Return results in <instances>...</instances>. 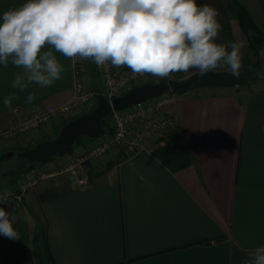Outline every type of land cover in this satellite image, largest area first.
Wrapping results in <instances>:
<instances>
[{
  "label": "crops",
  "instance_id": "crops-1",
  "mask_svg": "<svg viewBox=\"0 0 264 264\" xmlns=\"http://www.w3.org/2000/svg\"><path fill=\"white\" fill-rule=\"evenodd\" d=\"M26 2L0 0V23L4 12ZM240 2L264 31V0ZM197 4L218 9V37L239 32L225 0ZM54 55L65 68L62 79L25 92L12 88L22 70L0 65V130L31 107L70 98L72 58ZM91 61L80 58L81 78L86 89L98 91ZM30 91L36 92L32 103L26 101ZM10 93L16 98L7 109L3 100ZM165 108L174 125L136 153L110 151L82 185L62 172L30 189L14 225L20 239L0 235V264H241L264 246V81L178 92ZM62 121L29 130L0 152L33 144ZM68 152L31 168L61 167Z\"/></svg>",
  "mask_w": 264,
  "mask_h": 264
},
{
  "label": "clouds",
  "instance_id": "clouds-1",
  "mask_svg": "<svg viewBox=\"0 0 264 264\" xmlns=\"http://www.w3.org/2000/svg\"><path fill=\"white\" fill-rule=\"evenodd\" d=\"M218 16V9L198 6L197 0H27L3 13L0 65L11 63L22 70L12 81L20 92L62 79L65 68L54 51L160 79L190 69L204 75L225 66L238 77L241 45L216 42L222 30ZM15 98L6 95L4 107L12 109ZM35 99L36 92H28L26 101ZM16 221L14 211L0 207V235L19 240ZM241 264H264V246Z\"/></svg>",
  "mask_w": 264,
  "mask_h": 264
},
{
  "label": "built area",
  "instance_id": "built-area-1",
  "mask_svg": "<svg viewBox=\"0 0 264 264\" xmlns=\"http://www.w3.org/2000/svg\"><path fill=\"white\" fill-rule=\"evenodd\" d=\"M72 62L74 84L70 98L61 104L29 108L18 121L0 130V146L53 119L66 120L69 113L71 117L76 112L79 115L81 112L89 111L95 105L97 93H102L111 100L138 85L143 78L150 76L149 74L134 75L127 67L117 68L110 63L99 67L96 65L100 82V89L96 91L84 87L80 57L72 58ZM171 100L172 97H167L166 93H163L128 108L112 110L105 119V124L109 119L110 124L107 125L109 128L104 127V124L97 138L82 139V148L80 147L79 153L71 162H65L61 167L31 168L26 172L27 175L20 176L13 186H1L0 207L5 208L6 211H14L18 217L26 194L42 180L66 172L73 175L78 184L82 185L87 181V173L91 166L110 151H121L124 156L136 153L144 146L147 139L159 136L174 124V118L170 114L162 113L161 110L163 104ZM64 106H67V111L62 110Z\"/></svg>",
  "mask_w": 264,
  "mask_h": 264
},
{
  "label": "water",
  "instance_id": "water-1",
  "mask_svg": "<svg viewBox=\"0 0 264 264\" xmlns=\"http://www.w3.org/2000/svg\"><path fill=\"white\" fill-rule=\"evenodd\" d=\"M255 47V62L241 71L238 77H234L231 72L211 71L204 75L195 72L180 82L159 81L138 84L111 100L102 93H97L95 105L89 111L61 124L55 136L39 140L27 148L6 150L0 154V161L14 156L28 164L49 161L55 156L66 153L79 138H97L103 129L102 121L112 110L128 108L168 91L184 92L205 87L245 86L256 80L264 81V39L256 41ZM33 239L37 240L38 235H35Z\"/></svg>",
  "mask_w": 264,
  "mask_h": 264
},
{
  "label": "rangeland",
  "instance_id": "rangeland-1",
  "mask_svg": "<svg viewBox=\"0 0 264 264\" xmlns=\"http://www.w3.org/2000/svg\"><path fill=\"white\" fill-rule=\"evenodd\" d=\"M237 1L240 2V0H237ZM252 36H253V39H256V38H259V39L262 38V39H264V31H260V33H253ZM249 39L251 40L250 37H249ZM249 39L247 38V36L239 28V32L238 31L229 32L228 34H225L223 36L218 37L217 40H216L217 43H221V44H224V43H227V42H235V43H238V44L241 45L240 54H241V57H242V67L240 69V72L243 69H245L249 65V63L255 62L256 54L254 53L253 49L250 46V42L252 40L249 41ZM95 68H96L95 62L94 61H91L90 62V69H95ZM213 71L214 72H231V70L227 66H225V67H217ZM195 72H198V70H196V69H190L187 73L180 72L178 74H174V75L169 76V77L164 78V79H160L158 77H153V76L150 75L147 78H143L142 80H140V83L139 84H142V83H145V82H159V81H165V82H180V81H182L183 79H185L186 77H188L189 75H191V74H193ZM176 93H178V92L168 91V92H166V96L173 98ZM171 101H168V102L164 103L161 110H162V113H164V114H170L174 118V116L170 112L166 111V108H165L166 104H168ZM81 110H83V109H81ZM81 113H84V112H81ZM67 117L68 118L66 120H63L61 124H63L64 122H66L67 120H69V119H71V118H73L75 116H71L70 117V113H69V114H67ZM59 119L60 118H58V120ZM54 121H56V119L55 120L53 119L52 121L48 122L47 124L52 123ZM109 124H110V122H109V119H108V121L104 125V127L106 126L107 128H109L107 126ZM57 131H58V127L55 130H52L51 133H50V131L49 132L47 131L48 133H46L45 135H43L42 137H40L39 140H43V139H47V138L53 137V136H55V134L57 133ZM82 139H84V138H82ZM82 139L78 140L74 144V146L67 153V156H66L65 160L62 161V164L65 163V162H71L76 157V155L79 153L80 147L82 148V145H81V143L83 142ZM31 145L32 144H30V145H28L26 147H29ZM26 147H24V148H26ZM10 149L12 150V148H8L7 150H10ZM4 151H6V150H4ZM119 152L121 154H123L121 151H119ZM1 153H3V152H0V154ZM24 164H25V162L23 160L15 157V156L14 157H11L9 159H3V160H1L0 161V187L3 186V185H6L8 183V181L10 180L9 177H11V175L10 176L9 175L8 176H3L2 173L4 171H6V172H12L13 173L15 170L19 169ZM51 166L57 167L56 164H55V162H54V163H49V164H45V165H38V166H36L35 169H40V168H45V167H51ZM26 172L27 171H24L23 173H21L19 175V177L20 176L27 175ZM19 177H17V179ZM35 235H37V234H35ZM43 258L44 257H42V259Z\"/></svg>",
  "mask_w": 264,
  "mask_h": 264
},
{
  "label": "trees",
  "instance_id": "trees-1",
  "mask_svg": "<svg viewBox=\"0 0 264 264\" xmlns=\"http://www.w3.org/2000/svg\"><path fill=\"white\" fill-rule=\"evenodd\" d=\"M225 3L227 5V7L232 12H234V14L236 16V20H237L238 26L241 29V31L247 36L248 39H249V37L251 38L252 41L249 39V41H251L250 42V46L253 49L254 53L256 54L255 42L260 40V39L259 38L253 39L252 34L253 33H260L261 30L256 26V24H255L254 20L252 19L250 13L248 12L246 7L242 3H240L237 0H225ZM250 64H252V63H249V65ZM105 121L106 120L102 121L103 125L105 124ZM80 139H82V138H79L78 140H80ZM13 149L14 150H20V149H23V148H12V150ZM70 149L68 151H70ZM37 163H39V162H37ZM35 164L36 163L28 164V163L25 162V164L22 167H20L19 169L15 170L13 173L4 171L2 173L3 176H8V175L10 176L11 175V177H9L10 180L8 181V183L6 185L13 186L15 184V182H16L15 180L17 179V177H19V175L21 173H23L24 171L28 170L29 168H31Z\"/></svg>",
  "mask_w": 264,
  "mask_h": 264
}]
</instances>
